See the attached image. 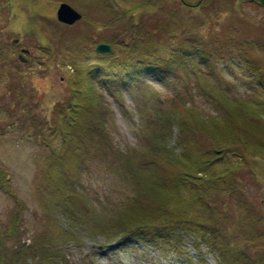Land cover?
<instances>
[{
    "label": "rangeland",
    "instance_id": "374dc122",
    "mask_svg": "<svg viewBox=\"0 0 264 264\" xmlns=\"http://www.w3.org/2000/svg\"><path fill=\"white\" fill-rule=\"evenodd\" d=\"M101 1L104 10L99 0H0V168L7 175L10 192L0 188V233L9 228V216L18 210L20 213L19 238L8 239L3 248L12 255L17 246L31 249L38 242L56 261V256H61L60 264H218L216 254L192 230L175 232L182 239L185 257L173 253L171 248L165 253L135 244L134 240L124 243L117 233L121 213L135 206L131 201L138 194L155 193L169 208L177 202L189 204L193 200L188 199L192 192L188 185L175 189L170 201L167 197L171 192L163 188L169 178L166 156L170 151L177 156L185 147L186 164L198 172L204 166L202 149L210 145L205 135L180 142L175 119L171 126L161 124L163 118L176 112L172 102L178 100L165 86L170 79L165 84L147 81L140 88L129 82L125 86L129 88L115 94L117 97L96 87L100 106L95 113L104 116L103 128L108 134L105 141L96 132L95 113H81L80 127L74 130L65 124L59 132L52 128L53 121H58L53 111L69 96L70 87L85 89L88 76L96 67L105 65L106 59L99 56L104 54L95 53L94 48L117 35L118 27L112 18L118 8L135 19L145 13L136 22L149 25L153 21L149 18L159 16L149 13L157 8L167 10L158 4H174L181 9L182 25L177 37L182 39L190 30L207 38L226 31L240 36L235 28L239 29L244 21L251 28H244L241 36L247 37L254 67L264 77V6L256 0H113L115 9L111 3L108 7V0ZM61 3L78 11L81 19L72 26L56 24V9ZM167 24L170 30L174 28ZM169 37L170 33L164 36ZM164 38L155 37L150 46L158 47ZM15 40L17 43H13ZM20 49L29 51L24 57L27 62L17 61ZM112 49L116 55L117 48ZM228 63L218 64L214 73L195 65L191 72L200 75L199 80L185 69L174 72L184 82L181 87L187 81L186 87H194L189 88L183 102L189 100L187 107L205 122L217 123L230 114V102L219 98L224 97L221 90L232 95L233 101L244 102L243 111L257 113L247 105L252 103L245 101L259 103L264 95L253 74L243 62L234 59ZM202 87L211 95H206ZM233 112L235 117L238 111ZM156 127L159 134L154 139ZM246 158L248 167L240 169L239 177L232 179L244 203L237 201L235 195L220 196L223 214L231 216V231L239 226L244 230L263 227L261 221H256L260 213L264 214V158ZM221 165L222 162L216 163ZM249 214L257 219L251 226L253 217ZM262 234L253 241L258 248L252 252L264 259ZM27 257L17 264H50L46 260L26 262Z\"/></svg>",
    "mask_w": 264,
    "mask_h": 264
},
{
    "label": "trees",
    "instance_id": "16d2710c",
    "mask_svg": "<svg viewBox=\"0 0 264 264\" xmlns=\"http://www.w3.org/2000/svg\"><path fill=\"white\" fill-rule=\"evenodd\" d=\"M108 1V7H110V3L112 6L115 4L113 0ZM147 4L145 5L146 10L149 6ZM99 5L102 8L101 0H99ZM115 6L113 7L115 8ZM157 6H166L167 10L157 8L155 12L149 13L153 16L159 15L156 18H149L153 20L149 22V25L136 22V20L142 19L145 13L139 14V18L135 19L133 15L120 10L121 8L117 9V13L113 15L112 23L118 27V33L105 41L111 47L117 48V54L99 55L106 59L105 65L93 70L86 79L87 87L85 89L70 87L69 96L63 103L61 102L54 107L53 114L56 115L58 121L56 119L53 121L54 127L52 128H56L55 131L59 129L61 132L60 126L65 124L69 128L74 127V130L80 127L81 124L78 123V120L81 113L85 114L89 111L95 113L96 108L100 106L98 104L99 93L96 92V87L101 91L105 89V92L110 93L111 97H117L115 94H121L122 89L129 88L128 86L125 87L129 82L140 88L138 86L142 87L148 84L147 81H155L160 84L166 79H170L169 82L163 84L166 88L171 89L172 98L178 100L172 102L176 112L163 118V121L160 119L161 124L171 126L170 122L175 119L180 142L185 141V139L189 141L196 139L197 135H205L210 145L208 147L204 145L205 148L202 149L204 166L198 172H194L191 166L186 164L188 150H185V147L180 150L177 156L172 155L173 153L171 154L170 151V154L166 156L169 160H167L169 178L167 182H164L163 188L164 191L171 192L167 197V201H170L174 197L172 193L175 192V189L188 185V188H192L188 199L192 198L193 200H190L191 203L189 204L182 201L177 202L169 208L165 204L167 202L162 201V198L156 196L155 193L138 194L131 201V205L135 206L121 213V219L117 222L118 235L124 243L134 240L135 244L142 243L165 253L171 248L173 253L185 257L181 248L182 239L175 232L176 230L184 232L192 230L193 234L198 236V240L216 254L218 264H264V259L260 254L252 252V249L256 247L253 241L255 238L262 237V233H264V214L258 215L259 220L255 218L254 214H249L253 217L252 221H249L250 226L252 222L257 220L256 222L261 221L263 223L262 229L258 230L251 227V229L244 230L239 226L231 231L228 229L231 216L226 213L223 214L225 209L220 206L222 194H226L229 198L235 195L238 198L237 201L244 203L245 199L242 193L240 195V189L234 186L235 183L232 179L236 175L239 177L240 169L248 167L249 163L246 157L264 158V95L258 101L260 104L254 100H245L252 103L247 105L255 109L257 113H254L251 110L243 111L244 102L233 101L235 98L232 95L221 90L220 93L224 97L219 98L225 102H230L228 103V106L231 107L230 114L224 117L223 121L208 123L202 118H197L196 112L187 107L190 103L189 100L183 102L188 97L189 88L194 87H186L188 81L185 87H181L184 82L180 74L174 73L178 69H185L190 72V76L194 74L199 80L200 75L194 70L191 72V68L195 69V65L214 73L218 64L230 65L228 62L236 59L239 63L243 62L246 70L253 74L259 90L264 93V77L254 67L255 62H252L250 57L247 37L241 36L244 35V28L249 27V25H245L246 23L241 21L242 26L239 29L235 28L240 36L232 35V32L226 31V33L213 34L207 38L192 33L194 30H190L182 39L177 37V32L181 30L182 25V16L179 11L181 9L169 3L167 5L158 4ZM167 23H170L174 28L170 30ZM56 24L63 26L58 22ZM168 33H170V37L164 38ZM155 37H163L165 40L158 47L150 46L151 40ZM177 39L182 40L177 41ZM107 77H110L111 80H105ZM110 82L114 83L115 86H111ZM197 84L193 83L195 86ZM202 88L206 95H211L208 89ZM180 102H183L181 106ZM234 109H237L238 113L232 117ZM95 114L98 122L96 132L102 139L100 140L105 141L108 134L103 128L104 116ZM158 134V127H156L153 138L156 139ZM257 140L261 143H258ZM203 144L204 142L201 145ZM220 162L222 165L216 166V163L220 164ZM227 179H230V182ZM0 188L5 193L10 194L7 187V175L1 168ZM153 189L163 193V190L159 191L156 187ZM248 210L253 211L250 206H248ZM18 211L9 216L11 222L9 228L0 233V264H17L23 262L27 255L29 257L25 259L26 262L29 260H42L44 262L46 260L50 264H60L63 258L56 256L58 257L56 261L52 253L48 254L39 247L38 242L36 247L31 249L17 246L18 249H14L12 255H9L8 251L3 248L8 239L19 238L17 222L20 213ZM252 230H255V233ZM233 244L235 245L232 246Z\"/></svg>",
    "mask_w": 264,
    "mask_h": 264
},
{
    "label": "water",
    "instance_id": "95a60500",
    "mask_svg": "<svg viewBox=\"0 0 264 264\" xmlns=\"http://www.w3.org/2000/svg\"><path fill=\"white\" fill-rule=\"evenodd\" d=\"M260 2L261 4H264V0H256ZM81 14H79L75 9H73L71 6H69L66 3H61L56 9V20L60 24L71 26L78 22L81 19ZM13 43H17V40ZM28 50L22 49L21 53L18 55L17 59L19 62H26V60L23 58L22 54H28ZM95 52L104 54L113 53V50L111 47L107 44H99L95 47Z\"/></svg>",
    "mask_w": 264,
    "mask_h": 264
},
{
    "label": "flooded vegetation",
    "instance_id": "af4514ba",
    "mask_svg": "<svg viewBox=\"0 0 264 264\" xmlns=\"http://www.w3.org/2000/svg\"><path fill=\"white\" fill-rule=\"evenodd\" d=\"M247 1H251V0H247ZM263 6H264V4H263Z\"/></svg>",
    "mask_w": 264,
    "mask_h": 264
}]
</instances>
